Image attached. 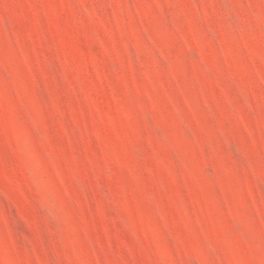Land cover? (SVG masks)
Here are the masks:
<instances>
[{
    "label": "rangeland",
    "instance_id": "rangeland-1",
    "mask_svg": "<svg viewBox=\"0 0 264 264\" xmlns=\"http://www.w3.org/2000/svg\"><path fill=\"white\" fill-rule=\"evenodd\" d=\"M0 264H264V0H0Z\"/></svg>",
    "mask_w": 264,
    "mask_h": 264
}]
</instances>
